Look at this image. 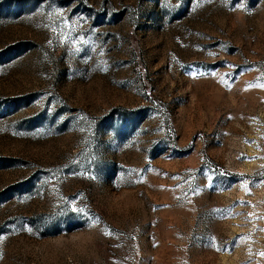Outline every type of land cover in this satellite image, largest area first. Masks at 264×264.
Listing matches in <instances>:
<instances>
[{"label":"rangeland","instance_id":"rangeland-1","mask_svg":"<svg viewBox=\"0 0 264 264\" xmlns=\"http://www.w3.org/2000/svg\"><path fill=\"white\" fill-rule=\"evenodd\" d=\"M0 264H264V0H0Z\"/></svg>","mask_w":264,"mask_h":264}]
</instances>
